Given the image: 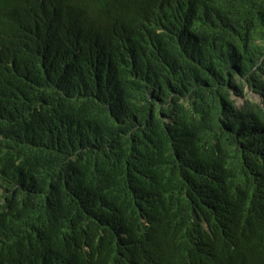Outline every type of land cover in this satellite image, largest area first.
I'll list each match as a JSON object with an SVG mask.
<instances>
[{"label":"trees","instance_id":"trees-1","mask_svg":"<svg viewBox=\"0 0 264 264\" xmlns=\"http://www.w3.org/2000/svg\"><path fill=\"white\" fill-rule=\"evenodd\" d=\"M0 264H264V0H0Z\"/></svg>","mask_w":264,"mask_h":264},{"label":"rangeland","instance_id":"rangeland-1","mask_svg":"<svg viewBox=\"0 0 264 264\" xmlns=\"http://www.w3.org/2000/svg\"><path fill=\"white\" fill-rule=\"evenodd\" d=\"M249 92V99L252 100V101H255V102H260L261 99L259 98V96L257 94H255L254 92L252 91H248ZM242 101L239 100V103H241Z\"/></svg>","mask_w":264,"mask_h":264}]
</instances>
